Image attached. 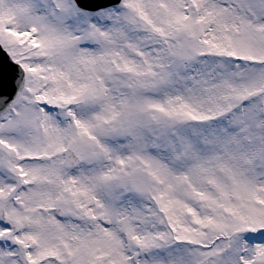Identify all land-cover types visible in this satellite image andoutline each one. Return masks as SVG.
I'll list each match as a JSON object with an SVG mask.
<instances>
[{
  "label": "snow or ice",
  "instance_id": "snow-or-ice-1",
  "mask_svg": "<svg viewBox=\"0 0 264 264\" xmlns=\"http://www.w3.org/2000/svg\"><path fill=\"white\" fill-rule=\"evenodd\" d=\"M0 264H264V0H0Z\"/></svg>",
  "mask_w": 264,
  "mask_h": 264
}]
</instances>
